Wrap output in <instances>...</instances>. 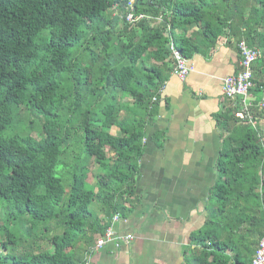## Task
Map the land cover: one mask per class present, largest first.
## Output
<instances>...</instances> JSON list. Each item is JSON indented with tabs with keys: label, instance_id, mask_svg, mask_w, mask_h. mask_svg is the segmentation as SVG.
<instances>
[{
	"label": "trees",
	"instance_id": "1",
	"mask_svg": "<svg viewBox=\"0 0 264 264\" xmlns=\"http://www.w3.org/2000/svg\"><path fill=\"white\" fill-rule=\"evenodd\" d=\"M130 1L161 24L127 23ZM222 38L264 63V0H0V264L85 263L128 213L169 43L189 59ZM241 103L217 116L215 205L183 264H251L264 237V131L235 116ZM22 111L43 121L40 139L18 132Z\"/></svg>",
	"mask_w": 264,
	"mask_h": 264
},
{
	"label": "crops",
	"instance_id": "2",
	"mask_svg": "<svg viewBox=\"0 0 264 264\" xmlns=\"http://www.w3.org/2000/svg\"><path fill=\"white\" fill-rule=\"evenodd\" d=\"M189 63L184 80L172 74L170 57L159 63L165 84L145 128L135 194L116 225L118 234L134 240L119 249L106 246L91 264H183L192 235L207 222L225 138L217 116L229 101L224 80L240 71L238 41L222 38L215 48L195 52ZM254 68V78L264 82V63ZM258 117L256 128L264 122Z\"/></svg>",
	"mask_w": 264,
	"mask_h": 264
},
{
	"label": "built area",
	"instance_id": "3",
	"mask_svg": "<svg viewBox=\"0 0 264 264\" xmlns=\"http://www.w3.org/2000/svg\"><path fill=\"white\" fill-rule=\"evenodd\" d=\"M114 8L115 15H117L118 5H116ZM125 9L126 22L129 24L134 25L135 23L142 20H148L149 22H153V26H158L162 22L160 18L154 19L151 16L145 14H139L136 16L133 1H130ZM168 49L170 51L172 74L184 80L192 70L189 59L184 57L175 48L173 42L169 43ZM238 49L240 53V71L224 80L223 94L228 100L231 101H234L238 98L241 99L242 108L235 113V116L241 120L248 119L252 126L256 128L257 121L254 118L252 110L258 109L259 111L264 112V89L259 100H256L252 97V90L255 87L254 66L255 63L262 57V53L260 50L248 46L244 40L238 43ZM120 221L121 217L119 215H115L112 218L111 224L105 230L104 234L100 235L97 238L94 246L89 249L84 264H91L92 255L104 249L108 245H114L119 249L122 247V245H128L134 240L133 235L118 234L116 231V225ZM251 264H264V237L258 244Z\"/></svg>",
	"mask_w": 264,
	"mask_h": 264
},
{
	"label": "rangeland",
	"instance_id": "4",
	"mask_svg": "<svg viewBox=\"0 0 264 264\" xmlns=\"http://www.w3.org/2000/svg\"><path fill=\"white\" fill-rule=\"evenodd\" d=\"M19 121H20L19 130H18L19 133H21V134H30L31 136H33L36 139H40L41 138V136H42V131H41L42 130V127H41L42 125L41 124H43L42 120H38V118H36L35 116L31 115L29 112L22 111V112L19 113ZM258 123H259L258 124L259 129L264 131V122H263L262 126L260 125V122H258ZM113 133H116L115 130L113 131ZM106 151H107V155L109 157H111V158L114 157V152H111L112 150L107 149ZM91 169H92V175L89 178V183L91 185H95L97 180L95 178V173L94 172L99 170V168H98V166H95L94 164H92L91 165ZM66 171H68V170H65V172ZM62 172L63 171L60 169L59 174L62 175ZM66 174H67V172H66ZM70 179H69L68 175L65 176V178H63V183H64V185H65L67 190L69 189V186H70V183H71ZM93 209L96 210L99 213V208H98V206L96 204L92 207V210ZM3 216H4L3 209L0 208V218H3ZM43 249H45V246H43Z\"/></svg>",
	"mask_w": 264,
	"mask_h": 264
}]
</instances>
